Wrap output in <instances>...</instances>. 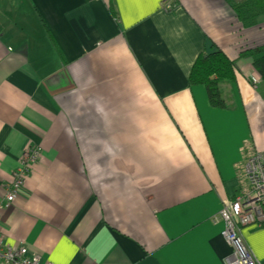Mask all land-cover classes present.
Returning a JSON list of instances; mask_svg holds the SVG:
<instances>
[{"label":"crops","instance_id":"obj_1","mask_svg":"<svg viewBox=\"0 0 264 264\" xmlns=\"http://www.w3.org/2000/svg\"><path fill=\"white\" fill-rule=\"evenodd\" d=\"M164 1L0 0V204L40 149L0 208L3 247L54 264H224L218 214L264 153V85L246 80L264 14L244 29L239 0ZM216 48L236 65L223 109L189 85ZM240 233L264 264V227Z\"/></svg>","mask_w":264,"mask_h":264},{"label":"built area","instance_id":"obj_2","mask_svg":"<svg viewBox=\"0 0 264 264\" xmlns=\"http://www.w3.org/2000/svg\"><path fill=\"white\" fill-rule=\"evenodd\" d=\"M171 4L172 0H165L162 9L164 11L171 9ZM253 81L256 82L255 79ZM39 155V148L23 153V160L12 173L11 185L7 188L0 208L2 206L6 208L14 202L29 176L28 169L38 161ZM245 178L248 183L247 188L234 201L224 205L218 214L224 223L221 235L231 248V253L224 258V264H260L246 247L240 232L244 227L264 225V153L252 156L247 160ZM0 261L3 264H53L42 263L40 256L30 252L26 246L19 245L15 248H6L3 247L1 241Z\"/></svg>","mask_w":264,"mask_h":264},{"label":"trees","instance_id":"obj_3","mask_svg":"<svg viewBox=\"0 0 264 264\" xmlns=\"http://www.w3.org/2000/svg\"><path fill=\"white\" fill-rule=\"evenodd\" d=\"M230 7L244 29L255 26L257 18L264 14V0L232 1ZM248 55L250 57L255 55L252 58V68L264 83V45L251 50ZM235 66L234 61L218 48L211 52L203 51L191 67L189 85L203 86L210 106L223 109L225 101L220 85L235 82Z\"/></svg>","mask_w":264,"mask_h":264},{"label":"rangeland","instance_id":"obj_4","mask_svg":"<svg viewBox=\"0 0 264 264\" xmlns=\"http://www.w3.org/2000/svg\"><path fill=\"white\" fill-rule=\"evenodd\" d=\"M173 1V0H172ZM172 4H173V2H172ZM171 4V5H172ZM251 28V27H250ZM247 29V28H246ZM250 67H252V63H250ZM252 69V71H254V68H251ZM253 79H255L256 80V82L254 83V81H253ZM246 80H247V82L249 83V85H250V87H252L254 90L258 87V85L259 84H263L264 85V83H262V81H261V79H260V77L256 74V73H250L249 75H247V77H246ZM25 153H26V151H24ZM40 156V155H39ZM23 160V158L21 157V160H20V162ZM246 163H247V161H246ZM246 163L244 164V166H243V174L245 175V170H246ZM29 170V174H30V172H31V168H29L28 169ZM28 178V177H27ZM24 185H25V183L23 184V187H24ZM22 187V188H23ZM17 196H18V194H17ZM16 196V197H17ZM16 200V199H15ZM14 200V201H15ZM260 227H262V226H260ZM1 262V261H0ZM1 264H3L2 262H1ZM54 264V263H53Z\"/></svg>","mask_w":264,"mask_h":264}]
</instances>
